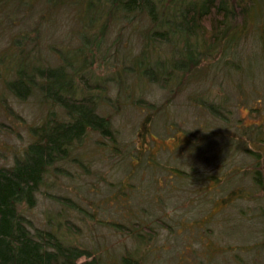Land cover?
<instances>
[{
    "label": "rangeland",
    "instance_id": "374dc122",
    "mask_svg": "<svg viewBox=\"0 0 264 264\" xmlns=\"http://www.w3.org/2000/svg\"><path fill=\"white\" fill-rule=\"evenodd\" d=\"M13 1L17 5L14 13L20 19H6L4 24L0 18V165L12 163L13 153L20 152L31 140L30 125L40 123L49 108L60 110L38 94L21 100L5 88L12 75L9 68L26 57L11 43L18 27L23 30L37 24L40 29L29 31L31 39L25 41L24 54L33 44L36 50L32 52L34 56H28L26 64L54 65L61 62L59 56L65 53L77 67L83 65V53L87 51V47L79 49L82 46L79 31L85 32L86 27L83 30L75 9H60L62 0ZM89 1L80 3L83 7L80 19L91 20ZM263 2L256 0L248 18L238 23L239 26L245 23L247 28L235 47L244 56L232 62L234 66L238 64L239 73L226 65L227 56L220 58L219 52L200 61L198 67L207 68L206 74L184 81L180 89L171 92L157 83L139 79L132 71H123L126 70L123 64H128L127 57L131 54L124 57L120 50L132 48L136 54L139 36L137 33L129 36L125 27L117 38L115 31L107 29L101 39L103 43L96 45V59L82 67L79 75L88 85L96 82L105 85L100 91L106 97L109 95L110 100L99 101L97 109L111 116L118 135L117 145L121 146L118 152H124V156L120 159L118 155H107L103 148H94L93 142L102 138L92 134L84 143L82 159L89 172L81 173L79 167L71 166L70 171L80 173L74 179L76 182L63 179L59 185L65 191L69 187L73 194L77 192L84 204L92 206L107 195L120 192L121 210L115 216L109 211L118 209V204H104L106 213L99 212L97 218L103 222L96 226L87 223L72 239L98 243L115 253L136 249L140 264H264V193L252 181L256 166L264 173V41L257 39L256 31L264 27ZM48 3L51 20H39ZM92 33L91 29L89 34ZM93 39L95 43L97 40ZM115 67L122 70L117 74L122 82L115 79L106 82L107 77L115 76L112 73ZM200 95L215 102L227 100L223 113L228 120L215 117L200 103L194 105L190 97L199 99ZM140 99L153 103L158 113L152 114L137 104ZM147 114L153 124L146 123L143 127ZM200 135L209 137L206 140ZM249 148L253 152L246 151ZM134 153L138 156L133 157ZM136 158L140 162L131 168ZM153 158L160 168L151 170L149 162ZM129 167L134 173L127 171ZM174 169L188 176L172 175ZM225 171L231 172L229 177L233 178L225 182V189H218L227 179L220 177ZM218 173L220 181L214 185L215 181L208 176ZM73 183L81 189H74ZM61 192L64 193H57ZM122 204L126 206L121 208ZM47 206V198L39 193L36 205L27 209L26 214L41 224ZM109 219H121L125 225L144 219L150 234L145 232L146 241L140 242L132 235L135 230L126 234L109 228L105 224Z\"/></svg>",
    "mask_w": 264,
    "mask_h": 264
},
{
    "label": "trees",
    "instance_id": "16d2710c",
    "mask_svg": "<svg viewBox=\"0 0 264 264\" xmlns=\"http://www.w3.org/2000/svg\"><path fill=\"white\" fill-rule=\"evenodd\" d=\"M11 1L0 0V18L1 21L4 20V24L6 19L12 21L18 16L14 13L17 5ZM255 1L90 0L87 8L92 11L91 20H85L80 19L79 11L81 13L83 10L80 3H87V0H80L77 3L62 0L60 9L66 10L67 7L75 9L74 14L77 15L80 25L84 26L83 30L86 27L85 32L79 31V40L82 44L79 45L81 46L79 49L87 47V51L83 53V65L77 66L80 68H77L65 53L59 56L61 62L54 65L36 62L26 64L28 56H34L32 52H35L36 46L31 45V50L24 54L25 41L30 37L29 31L40 29L37 24L23 30L22 27H18L11 43L26 57L9 68L12 75L10 74L11 77L6 80L5 88L21 100L34 93L38 94L43 101L58 105L60 110L49 108L40 123L30 125L31 140L20 152L13 153L12 163L0 165V264H140L136 249L115 253L98 243L87 244L77 237L72 239V236H78L87 223L91 222L96 226L100 221L103 222L97 218L99 212L106 213L104 206L118 204V209L109 211L118 216L121 210L118 201L121 194L120 192L109 194L100 202H94L92 206L84 204L78 193L73 194L69 187L66 191L62 189L59 185L60 180L76 182L74 179L80 173L70 171L71 166L79 167L81 173L89 172L82 159L85 152L84 143L92 134L102 138V141L98 139L93 142L94 148H103L107 155H118L120 159L124 156L123 151L118 152L121 146L117 145L118 135L111 116L102 114L97 109L99 101L110 100L109 95L106 97L101 94L100 89L104 90L105 85L101 82L88 85L87 81L81 79L80 69L87 67L88 63L96 59L98 48L96 45L103 43L101 39L107 29L115 31L118 38L122 36L121 31L126 27V32H130L129 36L137 33L140 47L136 54L132 52V48L120 50L124 57L131 54L127 57L128 64H123V68L126 69L123 71H132L139 79L144 78L147 83H157L167 88L169 92L180 89L188 79H195L202 73L206 74L207 68L198 67L200 61L219 52L220 58L227 56L226 65L239 73L240 69L236 64L238 62L235 61L236 66L232 62L237 57L244 56L235 47L239 44L242 32L247 28L245 23L240 26L238 23L248 18L251 5ZM49 5L48 3L39 20H51ZM262 28L256 30L259 33L257 39L261 38L264 41V27ZM91 29L93 33L89 34ZM93 38L97 40L95 43ZM92 43L94 44L91 46ZM117 52H114V55L121 57ZM103 55L101 54V58ZM109 64L112 65L110 62ZM214 66L217 67L216 64ZM121 71L119 68L114 69L112 73L115 76L110 75L106 82L111 79L122 82V77L117 76ZM88 72L92 74V71ZM196 98L197 96L190 97L193 100L191 101L195 102L194 105L199 106L196 103H200L215 117L227 119L223 113L227 100L219 99L215 102L204 95ZM136 102L152 114L158 113L153 103L149 104L144 99ZM146 123L153 124L149 114L145 116L143 127ZM200 136L206 140L209 137ZM198 143L200 144V141ZM246 151L253 152L250 148ZM135 156L138 155L134 153L133 157ZM151 160L149 162L151 170L160 168L157 159ZM139 162L138 159L131 162V168L137 163L136 167ZM145 162L148 164V161ZM256 167L252 175L253 185L264 193V173L260 171L259 166ZM127 171L130 174L134 173L130 167ZM170 173L183 178L188 176L179 169L171 170ZM229 175L232 173L223 172L220 177H226L227 181L225 180L218 189H225V182H230L233 178ZM218 176L219 173L208 177L214 180L216 185L220 181ZM74 184L76 183L72 185L74 189H81ZM43 187L46 188L45 191ZM39 193H43L47 198L48 206L43 211L42 223L36 224L26 214V210L36 205ZM226 193L230 196L228 191ZM124 206L126 205L122 204L121 208ZM145 222L142 219L125 225L121 219H109L105 224L120 233L131 234L135 230L132 235L145 243L144 233L150 234L146 231Z\"/></svg>",
    "mask_w": 264,
    "mask_h": 264
}]
</instances>
